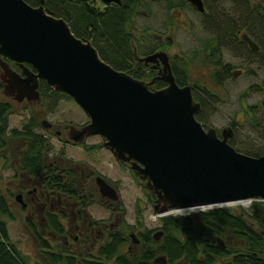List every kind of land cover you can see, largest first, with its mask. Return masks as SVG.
Instances as JSON below:
<instances>
[{
    "label": "water",
    "instance_id": "95a60500",
    "mask_svg": "<svg viewBox=\"0 0 264 264\" xmlns=\"http://www.w3.org/2000/svg\"><path fill=\"white\" fill-rule=\"evenodd\" d=\"M121 4L122 0H102ZM201 13L203 0H187ZM254 51L259 45L243 35ZM140 61L159 62L163 71L150 81L117 70L103 60L90 40L78 38L70 24L47 11L45 0L32 6L25 0H0V69L5 93L19 102L41 98L40 81L71 96L89 122L73 128L71 139L104 138V146L119 162L128 163L148 190L156 195L154 211L213 208L233 202L264 200V154L238 151L215 127L197 119L202 111L192 86L180 85L167 52ZM9 61L17 63L22 73ZM156 79L165 86L151 89ZM97 184L103 197L119 199L102 176ZM163 231H158L160 240ZM135 243L136 234H131ZM221 242V241H220ZM222 243V242H221ZM157 262L167 264L165 257Z\"/></svg>",
    "mask_w": 264,
    "mask_h": 264
},
{
    "label": "rangeland",
    "instance_id": "374dc122",
    "mask_svg": "<svg viewBox=\"0 0 264 264\" xmlns=\"http://www.w3.org/2000/svg\"><path fill=\"white\" fill-rule=\"evenodd\" d=\"M169 1L143 0V5L133 16L130 26L133 34L138 38L133 43L137 46L139 54H143L145 50L148 51L154 46L156 39L158 40L157 35L165 39L170 38L165 41L169 44L167 51L177 66L182 64L186 68L189 74V84L192 87L195 85L203 88L209 86L218 95L211 99L208 95L204 96L205 94L195 86L196 93L204 98L205 101L203 104L199 100L203 106L200 115L206 122V127H215L221 132L231 122H235L237 135L233 146L246 154H264V107H260L259 110L253 113L252 107L244 108L242 100L243 97L246 98V90L249 86L252 87V96H250L247 103L251 106L258 105L263 100L264 91L260 89L264 87V69L257 79L244 76L233 78L226 81L219 88L215 84L216 81L212 78V75L221 77L220 67L214 66V63L210 62V60L208 61L205 55L209 52L207 51L206 54L204 51L205 41L214 35L209 28V19L213 20V16L210 15L209 18L188 5L185 8L175 7L172 10H168ZM204 2L207 11L210 12L211 9H214L225 13L234 18L239 28L246 26V21L243 22L244 19L240 13L235 14L238 5H235L233 0H216V4L213 0H204ZM209 3L214 5L210 7ZM252 4L256 6L255 9H251L252 13H257L260 9L264 13V0H252ZM249 27L255 29L252 23L249 24ZM242 52H245V49L240 44H229L220 48L222 61L231 63L238 68H240L239 66L242 62L237 59L236 55ZM196 55L197 57H195ZM8 100L9 98L0 88V102ZM57 101L58 103L53 109H50L49 105L47 108L45 107V117L47 120L59 124L61 126L60 129H65L69 125L74 127L84 125L89 121L86 112L73 99L60 96ZM11 102L14 107L9 115L10 128L22 130L25 117L30 115L34 117L35 123L40 126L44 119L43 107L40 104H33L31 108L26 103L19 105L12 99ZM51 132L49 141L53 147L51 156L60 154L61 149L65 148L66 157H69L73 163L88 164L93 167L101 175L109 179L119 192L120 213L112 214L97 192L98 188L96 185L93 187V191L96 194V203L91 206L89 212L94 219L106 222L107 227L111 223L114 224V228L120 229L128 237L130 233L138 234L145 228L156 229L155 231L160 230L158 227L161 219H154V204L149 201L151 192L146 187V183L135 175L134 170L128 163L119 162L112 152L105 148L104 140L101 136L86 138L83 146L80 143L68 145L56 136L54 130ZM6 138L7 146L4 149L0 148V195L5 194L10 199V194L18 188V183L14 182L13 179L14 174L19 172L20 169L18 156L22 149L23 138L10 134ZM11 206L13 217H4L7 220L11 239L27 257L29 264H47L40 251L38 242L29 230L26 219L28 212L23 210L16 202H12ZM232 206L237 210H241V206ZM195 214L194 212L192 213V215ZM221 242L225 246L222 240ZM128 243L131 248L136 249V244L131 241ZM232 243L238 244V241L231 242L230 244L233 246ZM124 249L126 250L127 246ZM230 261V258L227 257L219 260L217 264H229Z\"/></svg>",
    "mask_w": 264,
    "mask_h": 264
},
{
    "label": "trees",
    "instance_id": "16d2710c",
    "mask_svg": "<svg viewBox=\"0 0 264 264\" xmlns=\"http://www.w3.org/2000/svg\"><path fill=\"white\" fill-rule=\"evenodd\" d=\"M32 6H37L40 0H25ZM216 4V0H213ZM249 27L253 24L258 32L257 40L264 46V13L258 10L255 13L249 8L251 0H233ZM143 5V0H122L121 4L112 3L107 7L99 6L94 0H45V8L52 15L64 18L71 26L74 34L81 39L90 40L99 51L100 56L115 69L130 73L135 78L144 80L146 77L141 68L135 66L133 58V41L138 38L131 31L130 23L133 16ZM192 5L186 0H170L168 10L173 8H185ZM212 3H209L211 7ZM193 8V7H192ZM209 19V28L214 34L204 43L205 57L214 63L220 60V48L229 44H240L236 33L240 30L234 18L225 13L211 9L205 13ZM246 19V20H245ZM251 21V23H250ZM251 30L253 28H250ZM254 30V29H253ZM159 47L158 40L150 50ZM148 53L147 50L143 54ZM197 57V55L195 56ZM205 58V60H206ZM218 58V59H217ZM217 60V61H216ZM185 65V64H184ZM181 67V68H180ZM136 68V69H135ZM181 69V70H180ZM173 70L180 85L189 84V74L181 65L174 63ZM218 82L219 75H212ZM44 100L48 102L50 109L56 107L60 96L71 98L64 92L55 91L44 80L40 82ZM158 88L164 86L158 82ZM197 86L205 95L209 96L207 88ZM193 87V95L196 100L204 98L196 93ZM10 108L0 103V148L7 146V134L23 136L26 140L24 152L20 155V168L30 175L42 172L46 163L45 155L49 151V140L42 135L34 134L32 123L24 127V131L11 129L9 125ZM206 127V122L199 114L197 117ZM260 156L261 153L252 154ZM136 176L137 173H135ZM156 195L150 194L149 201L156 202ZM13 217L10 206L5 196L0 195V264H29L27 257L19 250L17 244L11 239L7 220L4 217ZM163 231L162 238L154 240L151 233L155 230L145 231L142 235L148 247L143 251L139 259L132 263L125 254L119 256L118 264H153V259L158 255L164 256L169 264H217L224 258H230L229 264H264V200L253 201L249 209L237 210L232 207H213L189 216H165L161 218L160 226ZM128 236L118 233L108 242L107 253L113 254L119 251V247L126 244ZM219 240L225 243L223 246ZM237 240L238 244H230ZM43 248L46 244L43 242Z\"/></svg>",
    "mask_w": 264,
    "mask_h": 264
},
{
    "label": "flooded vegetation",
    "instance_id": "af4514ba",
    "mask_svg": "<svg viewBox=\"0 0 264 264\" xmlns=\"http://www.w3.org/2000/svg\"><path fill=\"white\" fill-rule=\"evenodd\" d=\"M94 1H96L99 6L107 7L110 5L106 4L102 0ZM255 7L256 6L253 4L249 6L250 9H255ZM257 13H255L254 19H256L255 17ZM250 28L252 27L243 26L236 33L237 40L242 43V46L245 49V52L236 55L237 59H240L242 62L239 66L240 68L235 67L231 63H224L222 61L221 55L220 60H216L217 62H214V66H219L222 73L220 80L215 83L219 86V88H221L226 81H229L233 78L236 79L244 76L251 79H257L261 74V71L264 69V46L257 40L258 31L255 29L251 30ZM244 34H248V36L259 45V51H254L250 47V45L243 40ZM156 37H158L159 47L153 51L148 50V53L146 54L140 55L137 46L132 43L135 66L136 68L139 67L142 69L146 77L144 79L145 81H150L153 78L159 76L163 71V64L161 61L146 63L145 61H140L139 58H144L158 51H164L169 54V52L167 51L169 44L165 41L170 38L165 39L160 35H157ZM169 56L173 68V58L170 54ZM9 63L15 71L23 75L22 69L17 63L13 61H9ZM158 82H163L165 85V82L163 80L156 79L154 84L151 86V89H158V87L156 86ZM0 88L7 96V98H9L8 101H3L0 103L7 105L10 110H12L14 107L11 99L17 102V104L19 105L26 103L27 106L29 105L31 107V105L33 104H40L41 107H43L42 112L44 115V119L40 123V126L35 123L33 119L34 117L30 115L29 117H25L22 125V131L25 130L24 127L32 123V131L34 132V134L42 135L44 138L50 141V135L52 133L51 131L54 130L56 136L61 141H63V143H66L68 145L76 144L71 139L74 128L73 125H69L65 129H60L61 126L59 124L46 119L45 116L48 102L43 99L44 95L41 92V86L40 100L31 101L25 98L23 101L19 102L15 99V94L7 95L5 93L0 69ZM206 88L209 90V96L211 97V99L214 96H218L209 86H206ZM251 88L252 87L250 86L247 88L246 98L243 97L242 100L244 102V108L248 109L252 107V112L255 113L256 110L260 109V107H264V98L261 102L258 103V105H249L247 101L250 96H252ZM260 90L264 91V87H262ZM86 124L76 126L75 128L80 129ZM228 127L233 128L234 131V136L229 140V142L233 145L235 137L237 135V125L235 122H231L225 128ZM225 128H223L221 132L217 129L218 135L220 137H222V132ZM8 134L12 135L10 132ZM16 137L23 138L22 149L18 156V159L20 161V155L25 150L26 140L23 136ZM80 144L83 146L84 143L82 142ZM47 145L50 146L49 151L45 155L46 163L43 166L42 172L38 173L37 175H30L20 168L19 172H16L14 174L13 179L14 182L18 183L17 190L10 194V199L5 194H3V196H5L8 201V205L10 206V208H12L11 203L16 202L21 206L23 210L28 212L26 219L29 230L32 233L34 239L38 242L40 251L44 256V259L47 261V264H118L117 260L122 254H125L131 263L133 260L139 259L143 251L148 247V245L142 238V235L145 231H147V228H145L143 231H140L138 234L134 232L130 233L128 237L129 239L126 244L120 246L119 251L117 253L113 252V254L111 255L106 251L108 242H110L118 233H121L126 237L127 235L122 233L120 229L114 228L115 225L112 223L107 227L106 222L94 219L89 212L91 206L96 203V194L93 191V187H95L96 185V187L98 188L97 192L99 193L101 199L105 201V204L110 212L112 214L120 213L121 207L119 204V192L112 185L111 181L101 175V173L96 171L88 164L73 163L72 160L69 159V157H66L65 148L61 149L60 154L51 156L53 147L51 146L50 142L47 143ZM98 176H102L110 185H112L117 190L119 196V199L117 201H113L102 196L97 184ZM38 224L40 225L38 226ZM157 232L158 231H154L153 233H151L154 240H156L155 235ZM131 234H136V237L138 239L137 243H135L131 238ZM129 241L136 244L135 250L129 246ZM43 242L46 244L45 248L41 246ZM126 246L127 249L125 250L124 248ZM159 257L164 256L158 255L157 257H155L153 259V264H163L162 261H156Z\"/></svg>",
    "mask_w": 264,
    "mask_h": 264
},
{
    "label": "built area",
    "instance_id": "2783aa9c",
    "mask_svg": "<svg viewBox=\"0 0 264 264\" xmlns=\"http://www.w3.org/2000/svg\"><path fill=\"white\" fill-rule=\"evenodd\" d=\"M237 205H243L245 207L250 206L251 204V200L250 201H243V202H238L235 203ZM204 210V208H195V209H186V210H177V209H172L169 210L163 214H154V219L158 220L159 218L163 217V216H167V215H182V216H186L189 215L191 212H198Z\"/></svg>",
    "mask_w": 264,
    "mask_h": 264
}]
</instances>
